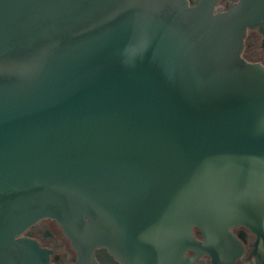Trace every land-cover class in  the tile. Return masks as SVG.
<instances>
[{
	"label": "water",
	"instance_id": "95a60500",
	"mask_svg": "<svg viewBox=\"0 0 264 264\" xmlns=\"http://www.w3.org/2000/svg\"><path fill=\"white\" fill-rule=\"evenodd\" d=\"M0 0V264L50 217L98 264H187L264 229V0ZM199 227L206 236L199 242Z\"/></svg>",
	"mask_w": 264,
	"mask_h": 264
},
{
	"label": "flooded vegetation",
	"instance_id": "af4514ba",
	"mask_svg": "<svg viewBox=\"0 0 264 264\" xmlns=\"http://www.w3.org/2000/svg\"><path fill=\"white\" fill-rule=\"evenodd\" d=\"M188 1L191 3L195 0ZM227 1L229 0H219L217 6H222L225 10ZM241 54L248 62L264 66V29H247ZM231 233L233 240L187 248V264H264V229L259 231L245 225H235L231 227ZM193 234L197 241H206V236L199 227H193ZM20 236L31 238L46 249L51 264H76L78 261V249L53 218L40 219ZM94 256L98 264H123L106 247L96 248Z\"/></svg>",
	"mask_w": 264,
	"mask_h": 264
}]
</instances>
